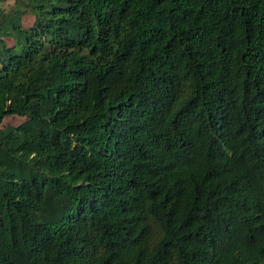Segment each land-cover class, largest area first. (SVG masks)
<instances>
[{
    "label": "trees",
    "instance_id": "16d2710c",
    "mask_svg": "<svg viewBox=\"0 0 264 264\" xmlns=\"http://www.w3.org/2000/svg\"><path fill=\"white\" fill-rule=\"evenodd\" d=\"M14 115L0 264H264V0H0Z\"/></svg>",
    "mask_w": 264,
    "mask_h": 264
},
{
    "label": "rangeland",
    "instance_id": "374dc122",
    "mask_svg": "<svg viewBox=\"0 0 264 264\" xmlns=\"http://www.w3.org/2000/svg\"><path fill=\"white\" fill-rule=\"evenodd\" d=\"M34 19H35L34 16L31 15V14L25 16L24 20H23L24 25L26 27L31 26L33 24V22H34ZM25 120H26L25 117H19V116H16V115L9 116V117L5 118L3 122L0 123V126L1 127H5V126H8V125L18 126V125L22 124Z\"/></svg>",
    "mask_w": 264,
    "mask_h": 264
}]
</instances>
